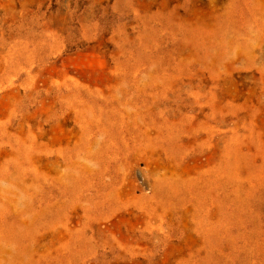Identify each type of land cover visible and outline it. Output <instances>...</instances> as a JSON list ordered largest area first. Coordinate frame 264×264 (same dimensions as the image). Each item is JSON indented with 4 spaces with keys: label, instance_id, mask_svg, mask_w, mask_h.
Masks as SVG:
<instances>
[{
    "label": "rangeland",
    "instance_id": "obj_1",
    "mask_svg": "<svg viewBox=\"0 0 264 264\" xmlns=\"http://www.w3.org/2000/svg\"><path fill=\"white\" fill-rule=\"evenodd\" d=\"M263 28L264 0H0V170L61 207L42 250L264 264Z\"/></svg>",
    "mask_w": 264,
    "mask_h": 264
},
{
    "label": "bare ground",
    "instance_id": "obj_2",
    "mask_svg": "<svg viewBox=\"0 0 264 264\" xmlns=\"http://www.w3.org/2000/svg\"><path fill=\"white\" fill-rule=\"evenodd\" d=\"M231 40L238 50L252 55L255 41L249 31L236 32ZM3 170L8 174L0 175L3 181L0 184V264H58L51 253L42 250V242L44 233L55 229L57 220L62 218L61 207L57 202L40 197L38 192L43 187L40 180L28 177L9 163ZM77 174L71 170L56 174L54 170V179L68 189ZM182 183L185 181L171 184L177 187ZM62 225L67 234L65 248L71 251L77 246L75 232L66 222ZM78 241L81 242L80 237Z\"/></svg>",
    "mask_w": 264,
    "mask_h": 264
}]
</instances>
